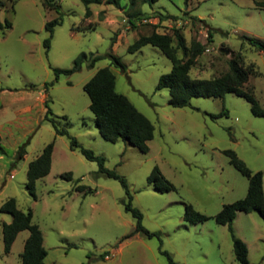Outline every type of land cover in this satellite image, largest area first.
<instances>
[{"label":"rangeland","instance_id":"374dc122","mask_svg":"<svg viewBox=\"0 0 264 264\" xmlns=\"http://www.w3.org/2000/svg\"><path fill=\"white\" fill-rule=\"evenodd\" d=\"M1 1L0 205L13 197L19 208L31 210L32 221L42 231L45 262L169 264L161 252L166 250L179 264H239L228 226L213 216L224 204L245 196L248 180L223 151L232 149L251 170L263 172L264 193V119L233 92H227L223 100L197 96L191 98L192 107L171 106L168 88L156 89L160 75L171 69L170 60L149 44L134 52L127 48L153 28L163 33L177 28L186 44L195 38L209 49L190 69V75L198 78L226 70L233 53L241 50L245 62H254L261 73L251 77L249 84L264 107V54L243 37L264 40V0L136 4L135 9L147 19L128 28L129 0H120L119 6L91 3L88 17L80 0H58L63 22L55 27L48 50L43 45L44 25L56 11L46 8L42 0ZM159 12L175 18L160 20ZM191 17L205 23H192ZM7 20L9 28L4 26ZM96 22L95 29H71ZM81 52L101 58L93 67L84 66L55 81L53 67L70 68ZM112 55L123 67L111 64ZM108 65L115 73L116 90L154 125L147 152L123 139L108 141L97 129L83 84ZM46 82H53L47 91ZM45 102L51 110L48 118L42 112ZM53 123L102 155L105 166L125 178L131 204L142 213V225L158 236L134 232L135 218L125 209L129 195L120 181L98 173L97 163L72 150L69 138L56 134ZM51 141L50 170L36 181L33 196L26 187L27 167ZM155 166L174 189L161 192L148 181ZM68 172L70 178L62 175ZM186 205L208 218L194 223L185 220ZM10 221L11 214L0 210V264H21L29 232L19 231L5 252L2 223ZM233 229L247 246L249 264H264V218L256 211H237Z\"/></svg>","mask_w":264,"mask_h":264},{"label":"trees","instance_id":"16d2710c","mask_svg":"<svg viewBox=\"0 0 264 264\" xmlns=\"http://www.w3.org/2000/svg\"><path fill=\"white\" fill-rule=\"evenodd\" d=\"M85 6V17L91 13L89 5L91 3L98 4H113L120 5V0H80ZM156 0H129L128 22L135 25V20H143L144 14L140 10L135 9L136 4L153 3ZM42 4L48 9H54L56 16L45 22V30L47 37L44 39L43 45L46 50L50 46L51 38L53 37L56 26L63 22L60 13V3L58 0H42ZM0 6H3L0 0ZM160 20L169 17L175 18L172 15H165L157 13ZM151 16V15H150ZM147 19V18H145ZM191 22H204L203 19L191 17ZM96 23H89L86 26L79 25L72 26V31H80L86 29H95ZM5 27H10V22L7 20ZM3 24L0 23V28ZM207 27V25H206ZM208 32L210 29L207 27ZM244 39L249 44L257 47L264 54V40L254 38L249 35H243ZM152 45L157 47L171 62V69L168 73L160 75L156 89L168 88L169 90V104L173 107H187L191 105V98L215 97L223 100L227 92H233L238 96L245 98L250 104V110L255 116L264 119V107L260 105L254 94V88L249 84L250 78L260 75L254 62H245L244 54L241 50L233 53L228 61V68L222 72L213 75L210 78H198L190 75V69L196 65L199 55H201L206 46L198 39H191L189 44H186L184 35L179 29L174 28L172 33L158 32L153 28L147 34H140L127 48L128 51L134 52L145 45ZM181 50L182 55H179ZM100 55L87 54L85 52L79 53L70 68H55L54 80H58L61 76H70L71 74L80 71L84 66L87 68L93 67L96 60L100 59ZM113 62L123 67L117 56L112 55ZM53 82H46L44 88L47 91L48 87ZM83 89L89 96V109L95 118V124L100 135L111 142H116L123 139L133 146L137 147L142 152H147V141L151 140L154 135L153 123L141 113L130 100L122 93L116 90L115 73L110 68V65L98 68L95 73L83 84ZM47 107L45 110V118L51 113ZM223 110L219 115L224 114ZM213 116V115H212ZM55 132L58 135H66L70 140V148L78 150L86 159L95 161L98 165L97 172L104 174L107 177L118 179L129 195V201L125 204L126 211L131 212L135 218L134 232H141L147 237L158 236L156 232L149 231L142 225V213L131 204V194L129 187L124 177L119 175L116 171L105 166V159L102 155L95 153L93 150L85 147L77 141V139L70 135L65 128H58L55 126ZM54 141L47 143L40 154L31 160L28 164L26 176V187L34 196L35 183L38 179L46 176L51 166V156ZM228 157L230 163L248 180L247 191L244 197L239 198L233 202L226 203L213 216L215 221L219 224L227 225L231 238L232 248L235 260L239 264H249L248 249L246 244L236 237L233 229V220L237 211H256L264 218V193H263V172L261 170H251L245 162L237 156L232 149H225L223 151ZM64 177L70 178L71 174L63 173ZM148 181L153 183L158 191H169L175 187L171 184L161 173L159 168L155 166L147 177ZM83 189L84 186H79ZM91 191L88 189L86 192ZM1 211H6L11 214L10 222L2 223V234L4 242V251L9 252L11 245L17 233L23 229L28 230L29 234L25 240L23 250L20 254L21 264H47L45 257L47 251L43 246V236L39 225L32 221V212L18 207L16 200L13 197L6 199L0 205ZM208 216L196 211L191 205L185 206L184 219L189 222L204 221ZM132 232L130 235H132ZM169 260V264H179L175 262L169 252L161 250Z\"/></svg>","mask_w":264,"mask_h":264},{"label":"crops","instance_id":"0c3cea01","mask_svg":"<svg viewBox=\"0 0 264 264\" xmlns=\"http://www.w3.org/2000/svg\"><path fill=\"white\" fill-rule=\"evenodd\" d=\"M106 14H108V13H106ZM107 18H108V16L106 15L105 20H107ZM199 18H200V17H199ZM127 22H128V21H127ZM138 24H139V20H136L134 26L137 27L136 25H138ZM127 25H128V26H126V28H128L129 25H131L130 22H128ZM27 109H28V108H27ZM43 111L45 112V108L42 109V112H43Z\"/></svg>","mask_w":264,"mask_h":264},{"label":"built area","instance_id":"2783aa9c","mask_svg":"<svg viewBox=\"0 0 264 264\" xmlns=\"http://www.w3.org/2000/svg\"><path fill=\"white\" fill-rule=\"evenodd\" d=\"M143 21H146L145 19H143ZM206 51H208L209 49L208 48H206L205 49ZM12 176V175H11ZM105 258H110V255H105Z\"/></svg>","mask_w":264,"mask_h":264}]
</instances>
